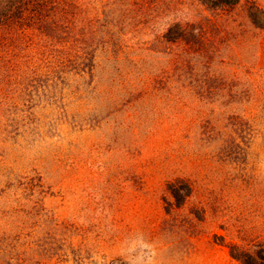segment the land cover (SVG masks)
I'll return each instance as SVG.
<instances>
[{
  "label": "rangeland",
  "instance_id": "obj_1",
  "mask_svg": "<svg viewBox=\"0 0 264 264\" xmlns=\"http://www.w3.org/2000/svg\"><path fill=\"white\" fill-rule=\"evenodd\" d=\"M81 1L141 61L105 63L65 127L0 103V264H244L264 248V0Z\"/></svg>",
  "mask_w": 264,
  "mask_h": 264
},
{
  "label": "trees",
  "instance_id": "obj_2",
  "mask_svg": "<svg viewBox=\"0 0 264 264\" xmlns=\"http://www.w3.org/2000/svg\"><path fill=\"white\" fill-rule=\"evenodd\" d=\"M217 1L236 6L241 0ZM100 20L81 0H0V103L14 104L19 116H36L47 125L59 120L63 127L90 112L89 103L105 91L104 64H112L121 79L123 62L141 61L118 27ZM163 29L170 44L181 45L193 35L183 22ZM233 255L244 264H264V248Z\"/></svg>",
  "mask_w": 264,
  "mask_h": 264
}]
</instances>
